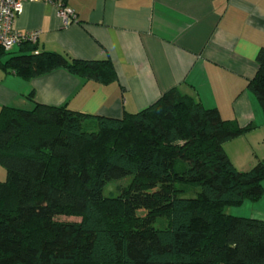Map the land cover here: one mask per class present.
Here are the masks:
<instances>
[{"label":"trees","instance_id":"trees-1","mask_svg":"<svg viewBox=\"0 0 264 264\" xmlns=\"http://www.w3.org/2000/svg\"><path fill=\"white\" fill-rule=\"evenodd\" d=\"M19 45L0 47V67L23 78L64 68L102 84L117 79L108 59ZM257 63L248 88L264 112V48ZM252 128L177 88L120 118L4 107L0 264H264V220L224 211L264 194V160L239 170L225 150ZM129 176L117 195H104ZM182 186L200 188L197 198L182 197ZM161 217L167 226L157 228Z\"/></svg>","mask_w":264,"mask_h":264},{"label":"crops","instance_id":"crops-1","mask_svg":"<svg viewBox=\"0 0 264 264\" xmlns=\"http://www.w3.org/2000/svg\"><path fill=\"white\" fill-rule=\"evenodd\" d=\"M63 5L75 14L67 22L51 2H26L14 28L38 30L40 51L108 59L117 79L102 84L64 68L26 79L0 67V112L40 103L120 118L177 88L218 108L224 119L253 126L225 144L238 169L264 160V112L248 88L264 48V0H63ZM16 48L20 45L12 51ZM6 177L0 165V180ZM248 202L257 206L249 217L264 220V194Z\"/></svg>","mask_w":264,"mask_h":264},{"label":"built area","instance_id":"built-area-1","mask_svg":"<svg viewBox=\"0 0 264 264\" xmlns=\"http://www.w3.org/2000/svg\"><path fill=\"white\" fill-rule=\"evenodd\" d=\"M38 0H0V47L6 51L13 50L17 45L30 42L37 43L40 37L38 30L20 32L14 28L16 18L26 2ZM55 5L57 12L66 22L73 17V9L63 5V0H44Z\"/></svg>","mask_w":264,"mask_h":264},{"label":"rangeland","instance_id":"rangeland-1","mask_svg":"<svg viewBox=\"0 0 264 264\" xmlns=\"http://www.w3.org/2000/svg\"><path fill=\"white\" fill-rule=\"evenodd\" d=\"M14 53L18 52V49L16 48L14 51ZM183 163L182 161L178 162V166ZM184 164V163H183ZM252 167V165H250L249 167H243V169H239V170H248ZM132 180V177H126V178H122L119 180H114L112 181L110 184H108L106 186V188L104 189V195L105 196H112V195H117L119 193L118 187L119 186H127L130 184ZM184 192L181 193L182 197H186V198H197L199 192H200V188H195V187H186L184 188L182 186ZM250 203V204H247ZM257 206H251V202H246V204H244L241 207L238 208H234V207H226L225 208V213L230 214L229 212L233 211V213L241 215V216H251L252 213L254 212V210L256 209ZM142 214V213H140ZM60 220H68V221H80V218L77 217H59ZM155 226L157 228H164L167 226V219L165 217H161L157 220Z\"/></svg>","mask_w":264,"mask_h":264}]
</instances>
